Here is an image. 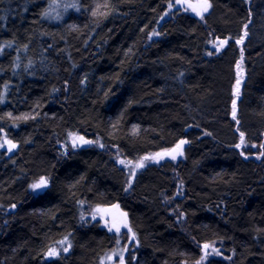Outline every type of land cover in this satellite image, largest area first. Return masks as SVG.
<instances>
[{
    "label": "trees",
    "instance_id": "obj_1",
    "mask_svg": "<svg viewBox=\"0 0 264 264\" xmlns=\"http://www.w3.org/2000/svg\"><path fill=\"white\" fill-rule=\"evenodd\" d=\"M171 1L0 0V264H264V0Z\"/></svg>",
    "mask_w": 264,
    "mask_h": 264
},
{
    "label": "rangeland",
    "instance_id": "obj_2",
    "mask_svg": "<svg viewBox=\"0 0 264 264\" xmlns=\"http://www.w3.org/2000/svg\"><path fill=\"white\" fill-rule=\"evenodd\" d=\"M202 3H203V0H172L170 2L172 7H168V10L169 11L182 10V11L189 12L190 14H193V15H198L197 13L200 12L199 5H201ZM203 13H205V12H201V14H203ZM201 14H199V15H201ZM236 71H237L236 72V82H235V85L233 88L235 96L237 95V89L240 88V85L243 81V75H244V73H243L244 71L241 69L240 63L238 64ZM238 81H239V84L237 83ZM238 93H239V91H238ZM7 141H10V140L2 138L0 140V145H3V147H0V148H3L7 152H9L13 148L11 150H9L10 145L7 143ZM74 141H75V146H74ZM84 141H85V139L81 135L75 134V133L70 134L69 138L67 140L69 146H71L72 148L82 147L84 144ZM11 143L14 144L13 142H11ZM178 144L179 143H177L175 146H173L171 148H168L165 150H160V151L148 154V155L144 156L139 161L128 162L125 159H122L120 157H117V158L115 157V159H116L117 163H119L120 165H123V164L128 165L127 168H128L129 173H130L129 176L132 178L133 173H135L137 168H138V167H136V165L141 163V162L143 164L159 163L165 159H170V160H173L175 162V161L181 159L183 157L184 145H181L178 152L174 153L176 155L175 159H172V156L167 154V153L172 152L173 149H176V146ZM180 152H182V155L179 154ZM157 154H160V155H157ZM145 157H151V158L150 159H144ZM120 161H124L125 163L122 164V163H120ZM41 180H39V182H37L36 184H39ZM44 186L36 188V190H41L42 188H44ZM87 218H89L91 220L98 219L105 226H107L110 230H113L115 232H119L120 230H123V229H128L125 213L115 206L95 207L92 210L88 211V213L86 214L84 219H87ZM114 225L119 227V231L116 230V226H114ZM205 244L209 245V247L207 249L204 248ZM216 246H217L216 241L203 243L200 247L201 248V254H200L199 259L194 261L191 264H205L210 257L219 256V254H217V247ZM120 257L116 258L115 254L111 252V254L108 256L106 261L104 260V263L105 264H120ZM184 264H186V263H184Z\"/></svg>",
    "mask_w": 264,
    "mask_h": 264
},
{
    "label": "snow or ice",
    "instance_id": "obj_3",
    "mask_svg": "<svg viewBox=\"0 0 264 264\" xmlns=\"http://www.w3.org/2000/svg\"><path fill=\"white\" fill-rule=\"evenodd\" d=\"M169 7H172V5L170 4L169 5ZM211 7V5L208 3V0H203V3L201 4V5H199V8H200V12H198L197 14L199 15V14H201V12H206V11H208V9ZM155 34V33H154ZM224 43H226V41H221V45H223ZM237 43H242V40L241 41H237ZM209 54H211V53H209ZM238 84H239V81L237 82ZM238 91H239V89H237V94H238ZM235 116H236V101L234 100L233 101V118L235 119ZM241 137H242V142H243V133L241 134ZM82 139V138H81ZM7 143L10 145V147H9V150H11L12 148H15L16 147V145L15 144H12L11 143V141H7ZM87 143V142H86ZM184 143H186V141H181L180 142V144H178L177 146H176V149H173L172 150V152H170V153H167L168 155H171L172 156V159H175L176 158V155L174 154V153H177L178 152V150L180 149V147H181V145L182 144H184ZM74 146H75V141H74ZM0 147H3V145H0ZM237 147H239V145H237ZM179 154H181L182 155V152H180ZM157 155H160V154H157ZM151 157H145L144 159H150ZM120 163H125L124 161H120ZM144 165H143V163L141 162V163H139V164H137L136 165V167H143ZM133 175H134V173H133ZM46 181L45 180H41L40 181V183L39 184H35V185H33L32 187L33 188H39V187H41V186H44V185H46ZM14 207V206H13ZM126 215V214H125ZM114 226H116V225H114ZM116 230L117 231H119V227L118 226H116ZM209 247V245H207V244H205L204 245V248L205 249H207ZM68 249L67 248H65L64 249V251H67ZM59 253L55 250V249H51L49 252H48V255L49 256H57ZM207 254V253H206ZM217 254H219L218 252H217ZM120 264H124V262H123V257L121 256L120 257Z\"/></svg>",
    "mask_w": 264,
    "mask_h": 264
},
{
    "label": "water",
    "instance_id": "obj_4",
    "mask_svg": "<svg viewBox=\"0 0 264 264\" xmlns=\"http://www.w3.org/2000/svg\"><path fill=\"white\" fill-rule=\"evenodd\" d=\"M181 141H185V140H181ZM181 141H180V142H181ZM86 142H87V143H86ZM180 142H179V144H180ZM88 144H89V141H88V140H86V141H84V144H83V145H88ZM182 145H185V143H184V144H182ZM114 206H115V207H117V208L119 207L117 203H116V204H114Z\"/></svg>",
    "mask_w": 264,
    "mask_h": 264
},
{
    "label": "bare ground",
    "instance_id": "obj_5",
    "mask_svg": "<svg viewBox=\"0 0 264 264\" xmlns=\"http://www.w3.org/2000/svg\"><path fill=\"white\" fill-rule=\"evenodd\" d=\"M87 139H85V141H86ZM89 141V140H88ZM186 264H191V263H186Z\"/></svg>",
    "mask_w": 264,
    "mask_h": 264
}]
</instances>
